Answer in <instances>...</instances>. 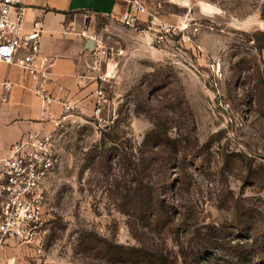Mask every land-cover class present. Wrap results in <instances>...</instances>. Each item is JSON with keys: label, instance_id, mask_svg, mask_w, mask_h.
<instances>
[{"label": "rangeland", "instance_id": "rangeland-1", "mask_svg": "<svg viewBox=\"0 0 264 264\" xmlns=\"http://www.w3.org/2000/svg\"><path fill=\"white\" fill-rule=\"evenodd\" d=\"M141 1L169 20L192 14L199 48H160L87 15L94 38L124 49L104 86V112L117 120L101 132L93 113L80 114L57 132L43 258L137 264L118 248L157 247L168 264H264V0ZM134 179L156 187L171 223L146 227L133 215Z\"/></svg>", "mask_w": 264, "mask_h": 264}, {"label": "built area", "instance_id": "built-area-1", "mask_svg": "<svg viewBox=\"0 0 264 264\" xmlns=\"http://www.w3.org/2000/svg\"><path fill=\"white\" fill-rule=\"evenodd\" d=\"M127 9L119 22L128 29L140 30L151 36L157 47L199 48L198 36L202 24L192 14H183L175 20L161 17L141 0H125ZM27 7L24 0H0V63L21 67L27 74L28 89L41 99L43 120L51 122L49 131L28 132L14 142L0 168V264H15L17 255L7 257L9 247H27L40 258L38 264H49L43 258L47 234V181L60 164L57 132L71 117L77 116V103L58 101L61 115H53L57 102L49 91L53 60L41 51L43 26L40 21L26 26ZM85 35L86 32H83ZM88 49V60L100 82L93 109L95 127L101 132L113 128L117 115L105 114L107 97L103 83H109V61L124 55V49L104 45L94 37ZM89 61V62H90ZM105 67V69H104ZM84 81V77L78 78ZM10 92L12 85H5ZM5 100V98H4Z\"/></svg>", "mask_w": 264, "mask_h": 264}, {"label": "crops", "instance_id": "crops-1", "mask_svg": "<svg viewBox=\"0 0 264 264\" xmlns=\"http://www.w3.org/2000/svg\"><path fill=\"white\" fill-rule=\"evenodd\" d=\"M26 26L40 21L43 26L42 53L53 60L52 81L49 91L57 102L52 106L53 115L62 113L58 101L77 103L80 114L91 116L97 99L100 82L88 60L87 45L94 37L88 25V16H100L119 22L127 9L125 0H24ZM88 15V16H87ZM92 23V20L91 22ZM83 32H86V37ZM110 69L112 68L111 65ZM109 68V67H108ZM84 77V81L78 78ZM110 82V81H109ZM10 83L12 89L6 91ZM30 80L25 71L16 65L0 63V168L8 156L11 145L25 133L49 131L51 122L43 120L41 99L27 88ZM108 83H103V88ZM5 98V100H4ZM52 176V175H51ZM50 176V177H51ZM49 177V179H50ZM47 181V189L48 183ZM25 247H9L6 256L17 255L15 264H38Z\"/></svg>", "mask_w": 264, "mask_h": 264}, {"label": "trees", "instance_id": "trees-1", "mask_svg": "<svg viewBox=\"0 0 264 264\" xmlns=\"http://www.w3.org/2000/svg\"><path fill=\"white\" fill-rule=\"evenodd\" d=\"M159 147V146H157ZM163 148V147H162ZM161 149V147H160ZM179 149H174L173 151H178ZM164 152L165 150H161ZM184 168V167H183ZM136 182L135 184V204L137 207L135 210L138 212H134V216L142 221V224L146 225V227L150 226H159L160 224L166 223H171V221L166 217L163 213L164 209V202L159 201L158 198H160V194L156 192V187L154 185H150V182H145L142 179H134ZM155 184H160V182L155 183ZM162 185H159L161 187ZM176 187V184L174 185ZM144 196H149L150 200L148 201L147 199H144ZM125 201L129 203L132 200H128L130 198V195H125ZM132 198V199H134ZM140 199V201L138 200ZM143 200V201H142ZM139 202V204H138ZM164 209V210H163ZM161 212L160 216L159 213ZM130 214V213H129ZM161 228V227H160ZM224 234V233H223ZM221 238L226 240V235H220ZM208 246L205 245V247ZM215 247V246H214ZM236 247V246H235ZM114 247H108L107 251L108 253H113ZM215 248H218L216 246ZM121 250V253L119 252L118 254L121 256V254H124V259H122V262H136L137 264L139 262L144 263V264H168L167 258L164 256L163 252L158 253L157 247H121L118 248ZM264 260V259H262Z\"/></svg>", "mask_w": 264, "mask_h": 264}, {"label": "bare ground", "instance_id": "bare-ground-1", "mask_svg": "<svg viewBox=\"0 0 264 264\" xmlns=\"http://www.w3.org/2000/svg\"><path fill=\"white\" fill-rule=\"evenodd\" d=\"M214 10H215V7L211 4H208V5H206V7L205 6L203 7L204 12L212 13V12H214ZM240 23L242 24V22H240Z\"/></svg>", "mask_w": 264, "mask_h": 264}, {"label": "water", "instance_id": "water-1", "mask_svg": "<svg viewBox=\"0 0 264 264\" xmlns=\"http://www.w3.org/2000/svg\"><path fill=\"white\" fill-rule=\"evenodd\" d=\"M239 23H240V22L238 21V24H239ZM93 44H94V40L91 39V40L89 41L88 45H87V49L92 48Z\"/></svg>", "mask_w": 264, "mask_h": 264}]
</instances>
